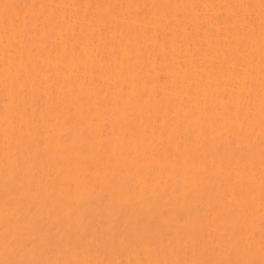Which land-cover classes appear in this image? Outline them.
I'll use <instances>...</instances> for the list:
<instances>
[{
    "label": "rangeland",
    "instance_id": "374dc122",
    "mask_svg": "<svg viewBox=\"0 0 264 264\" xmlns=\"http://www.w3.org/2000/svg\"><path fill=\"white\" fill-rule=\"evenodd\" d=\"M235 1L238 0L232 2L231 0H0V56L3 54V57L5 56L7 59L5 61V58H0V62L3 59V63H7V61H12L14 57L17 63L22 64H18L17 67L15 62L13 66H16V69H24V67L27 70L30 69V76L28 71L23 74L22 69L19 70L20 72L15 69L20 74L21 81L24 80L21 83L24 84L25 80L30 81L26 82L27 85L33 83L31 87L30 84L25 87L24 85H10L9 82V86L17 87V94L18 92L21 93L15 95V91L11 92L14 88H10L8 85L7 87L3 86V80L6 79L7 81L6 70H4L7 64L5 63L4 66L3 63H0L4 66L2 67L3 70L0 68V76L3 78V80L0 78V113L7 116V112L9 115L14 112L12 115H19L22 123L26 116V119L31 118L30 120H32L34 118V121L35 117L32 114L34 115L36 110L39 112L40 109V112L37 113L40 120L35 115L37 116L36 123L37 120L40 121L38 123H41V121L51 119L55 123L50 121L49 123L53 125L50 126L57 129L55 135V129H48L50 127L48 121L47 124L44 122L45 126H41L43 123L41 125L37 123V125L34 123L35 121L29 126L28 123L32 121L27 119L23 123L24 126L20 124L24 129L21 127L23 129L21 130L22 134L20 132L21 135L18 134L17 137L26 136L27 139H24L23 136L19 141L23 143L26 140L28 143L25 141L26 143L24 142V146H22L23 144L20 143V145L17 142L16 151L12 150L15 153L14 158L10 160L4 157L5 155L0 151V180L2 181L4 178L0 182L1 185L11 183L9 186L14 187L17 191H21L29 184L32 186H28L30 188L27 191V187L24 189V193H30L28 200L22 198L23 201L21 202V197L27 195L23 194L24 190H22L20 192V194L22 193L21 197L18 198L19 203L16 199L20 194L16 193L17 195L14 196L16 199L13 198L14 202H17L15 205L12 206L9 203L5 207L0 206L2 214L3 210L6 211L2 217L3 222H1L4 223V226L0 227V231L11 230L8 233L5 230L3 237L0 234V246H2L0 264H264V30H262V27L264 28V0H256L258 3L262 2L259 3L261 6L255 2L256 5L254 0H242V3L241 0L237 3ZM249 1L250 3H248ZM243 2H246V5L244 3L245 7ZM246 12L252 15L249 16ZM202 14L203 16L206 15L204 18L206 17V20L210 22L198 16H202ZM200 18L207 23H204ZM194 20L198 23L203 21L201 22L202 26L200 23H194ZM252 22L258 24L254 25ZM228 30L233 32L235 30V32L229 34L231 31ZM208 31L212 36L209 35ZM220 32L222 34L224 32L226 35H222ZM194 36L195 39H193ZM230 42L234 43L233 47V43ZM203 43H206L205 46L207 47ZM260 43H263V46L260 47L262 45ZM59 44L60 47H58ZM240 44L244 47H241ZM170 47H173L171 52ZM176 47H179L180 50ZM255 47L260 48H258V52H255L257 49ZM198 50L200 55L196 54L197 56H195ZM61 55L64 56L61 57L62 60H65L66 55L67 61H72L68 63L63 60L64 62H62L60 60ZM256 55L257 57L260 56L256 59ZM225 58L230 63L227 64ZM74 60L79 65L74 64ZM252 60H254V64ZM192 62L196 64L194 65ZM67 63L70 65L68 69ZM56 66L64 69L57 67L60 71L62 70L59 72L56 70ZM50 67L55 69L51 70ZM239 67L241 68L239 69ZM235 68L239 70L237 71ZM68 70L70 71L67 75ZM188 70L191 71L187 72ZM240 70L246 73L249 71V74L247 75ZM72 71L73 73H70ZM250 71H255L256 75ZM59 73L63 75L61 76ZM250 74L251 76H249ZM3 75L6 77L4 78ZM261 76L263 77L261 78ZM24 77L27 79H23ZM70 77L73 78L72 82ZM32 78H38L36 81L39 86ZM77 79L80 81L77 82ZM231 79L234 82H231ZM51 80L52 82L55 81L57 87L52 88L56 85L50 84ZM69 83L70 85H66ZM73 83L76 84L75 86L78 85L76 90L85 86L82 89L84 92L81 91V94V92L73 90L76 88ZM206 83H209V86ZM220 83L224 87L218 86ZM204 84L209 89H206L208 87ZM230 84L233 89L229 87ZM233 84L238 87V91L235 90ZM255 84L260 87H256ZM46 85L48 88L45 87ZM48 85L50 89L52 88L50 91L53 90V94L47 91ZM169 85L172 86V92L167 88V86L170 88ZM242 85L248 87H245L243 92L239 90L240 87H244ZM40 86L44 88L41 89ZM70 86L75 91V97L70 95L71 93L74 95L73 91H69V96L64 95ZM212 86L214 87L212 88ZM22 87L29 90L21 89ZM61 87L63 90L66 87L68 89L64 92L63 90L57 91ZM36 88L38 91L40 89L45 91L47 88L48 93L39 91L44 98L40 97L41 94L36 93ZM31 89L35 91H31ZM55 89L56 91H54ZM224 89L225 92H223ZM249 89L250 91L254 89L253 92L257 96L251 93L252 91L249 92ZM174 91L179 95L173 94ZM219 91L223 98L220 97L221 99L216 100L215 95L218 94V98ZM33 92L34 94H32ZM8 93L13 94L11 99ZM170 93L174 96H171ZM214 93L216 94L212 95ZM226 93L228 94L226 95ZM53 95L56 97L62 95L61 99L63 98V100L53 97ZM259 95L260 98H258ZM63 96H66L67 100ZM45 97H48V100H50L49 97L53 98L51 100L54 102L48 101V105L45 103L47 101L44 102ZM248 97L249 100L246 99ZM35 99L38 102H32ZM256 99H259V102H256ZM39 100H42L44 104ZM220 100L223 101L220 102ZM16 101L18 102L16 104L19 105H10L15 104ZM59 101L67 109L63 105L60 106ZM242 101V105L239 104ZM253 102L257 103V107L254 106L256 104ZM32 103H38L39 107L32 109ZM145 103L153 105L150 106ZM245 103L249 111L245 110L247 107L244 109L241 107L243 104L246 106ZM52 104L54 105L52 106ZM140 104L143 108L141 107L139 110ZM235 104L239 106L235 107ZM45 105L52 109L49 108L44 111ZM14 106L16 107L12 111ZM147 106L149 107L147 108ZM54 107L57 108L56 112H62L64 117L57 114L55 110L51 112L55 109ZM251 107H255V110ZM212 108L216 113L212 111ZM259 108L263 112L255 113L256 110L260 112L258 111ZM145 109L147 110L145 111ZM148 109L150 110L148 111ZM65 110L67 111L65 112ZM230 110L235 111L231 112ZM18 111L19 113H17ZM25 111L26 113H23ZM41 111L48 113L42 117L44 112L41 113ZM28 112L31 117L27 115ZM20 113L23 114L20 115ZM53 113H56L57 116L54 117ZM22 116L25 117L22 118ZM153 116L155 119L152 118ZM60 118L61 123H57ZM150 118L151 120L154 119V122L156 120L155 126L154 122L148 120ZM146 120L147 122H145ZM55 124H60V127L57 126L59 127L57 128ZM144 125L147 128H151V126L155 128L151 129V132L150 129L147 130L146 128L145 133L143 129L144 132L141 130V127L145 128ZM28 127L31 130L34 127L35 130L29 131ZM27 130L31 135L36 133V136L30 137ZM127 130L131 131L128 133ZM139 131L140 133H138ZM147 131L149 132L147 133ZM130 134L132 136L141 134L140 137L137 136L139 139L148 134V138L145 137L146 141L143 139L144 141L139 142L137 137H135L136 139L132 137L135 141L131 142L133 139L129 136ZM128 141L131 142L130 148L133 146L137 148L133 147L134 157H140L144 165L140 164L142 166L138 167L141 160L133 157L132 148L131 154L128 151L129 154H121L123 150L120 151V149L125 146L128 147ZM33 143H36L35 147ZM140 145L144 147L143 149L141 146L144 152L146 150L147 155L143 153ZM36 147L37 151L40 150V152L36 151ZM125 151L126 148L123 152ZM142 153L145 156L142 157ZM38 155L40 156L38 157ZM124 155L127 157L130 155L128 158H133L134 160L131 159V161L135 162V166L136 163L138 165L135 168H139V170L132 169L134 171H131V177L126 173L130 172L128 169H131L133 164H129L130 159L125 158ZM117 156H120V160L121 157H124L127 159L125 161L129 162L126 163L128 169L125 168L127 172L122 170L126 165L121 164L125 163L124 160L120 162L121 167L117 166L120 161H118ZM51 157H53L52 161ZM115 157L118 162H116ZM147 157H149L148 160ZM18 159L20 163L17 161ZM37 161L39 163H36ZM115 162L117 168L114 165ZM155 164L159 165L160 168H158L159 166L156 167ZM112 165L113 167H111ZM129 165H131L130 168ZM146 165L150 170L148 169L149 171L145 173L141 167L146 168ZM12 166L13 169H15L14 167L17 169L13 170ZM74 166L76 167L74 168ZM72 167L77 170L78 176L80 169L84 171L85 174H82L83 171L81 172V179L80 177L78 179L76 174L73 175V171L77 172L76 170L72 171ZM64 168H66V172L62 174ZM18 169H21L19 170L20 173H18ZM11 171L16 178L11 175L13 174ZM103 172L106 173L105 176ZM43 173L46 176V173L50 174V176L48 175L49 181ZM60 173L61 178L63 176L61 181L62 183L64 181V186L68 190L75 188L72 190L76 193L74 195H77L72 198V194H70L71 196L68 194L67 197L72 199L66 198L67 202L70 200L69 203L65 202L67 205L64 203L65 200H59L63 198L57 196L60 193L56 192V188H49L51 180ZM86 173L92 177L89 176L87 179ZM135 173L138 175V179ZM27 176L33 183L29 182ZM39 176L41 180L44 176V181L45 179L46 182L48 181V187L43 184L45 182L42 183L45 189L42 188L41 184L39 185V182L42 181L36 182L40 180ZM74 176L78 180H82V177L85 179L83 178L82 182H76ZM13 177L17 182L12 181ZM61 178L57 179L60 180ZM132 179L136 180L133 181ZM54 180L56 179L54 178ZM68 181L74 185L71 187L69 183L67 186ZM75 183H78V187ZM81 183L84 186L86 183L89 185L91 183V185L84 187ZM23 184L25 187H22ZM15 185H18V188L20 185L22 189L21 187L20 189L16 188ZM80 185L83 186L80 188L84 190L76 189ZM76 190L81 191L77 194ZM71 191L70 193H72ZM33 193H36L35 196ZM31 196L36 198L33 197L34 199H32ZM102 197L103 199H101ZM152 197L153 199H151ZM49 198L51 199L48 200ZM73 203L74 206H71ZM66 207L68 208L66 209ZM187 207L188 209H186ZM17 209L19 210L17 211ZM10 212L17 216L14 214L10 216ZM8 218L11 221L7 220ZM13 220L16 222L13 223ZM11 222L17 226H13ZM9 224L16 228V233L14 228L10 229ZM9 233H11L12 238L5 239L7 235L10 236ZM27 241L30 242L27 243ZM5 250L6 252H4ZM10 255L13 257L11 258Z\"/></svg>",
    "mask_w": 264,
    "mask_h": 264
},
{
    "label": "bare ground",
    "instance_id": "6f19581e",
    "mask_svg": "<svg viewBox=\"0 0 264 264\" xmlns=\"http://www.w3.org/2000/svg\"><path fill=\"white\" fill-rule=\"evenodd\" d=\"M199 1H200V0H199ZM202 1H204V0H202ZM217 1H218V0H217ZM232 1H234V0H231V2H232ZM238 1H239V0H238ZM238 1H237V2H238ZM259 1H260V0H259ZM261 1H263V0H261ZM222 2H224V1H222ZM225 2H226V1H225ZM227 2H228V1H227ZM235 2H236V1H235ZM237 2H236V3H237ZM255 2H257V1L254 0V3H255ZM233 3H234V2H233ZM241 3H242V0H241ZM244 3H245V5H246V2H243V5H244ZM248 3H250V1H249ZM252 3H253V2H252ZM252 3H251V5H252ZM259 3H260V2H259ZM259 3L257 2L258 5H260L262 2H261L260 4H259ZM263 3H264V2H263ZM201 4H202V2H201ZM229 4H230V3H229ZM255 4H256V3H255ZM257 4H256V5H257ZM44 5H45V4H44ZM44 5H43V7H44ZM219 5H220V4H219ZM245 5H244V7H245ZM263 5H264V4H263ZM199 6L201 7V5H199ZM227 6H228V5H227ZM240 6H242V5L240 4ZM240 6H239V7H240ZM247 6H249V5H247ZM260 6H261V5H260ZM224 7H225V6H224ZM233 7H234V6H233ZM237 7H238V6H237ZM239 7H238V8H239ZM257 7H258V6H257ZM262 7H263V6H262ZM193 8H194V7H193ZM205 8H206V7H205ZM235 8H236V5H235ZM252 8H253V7H252ZM260 8H261V7H260ZM21 9H22V8H21ZM225 9H226V8H225ZM41 10H42V9H41ZM205 10H206V9H205ZM207 10H208V9H207ZM236 10H238V9H236ZM247 10H248V9H247ZM255 10H257V9H255ZM194 11H195V9H194ZM201 11H202V10H201ZM240 11H241V10H240ZM251 11H252V10H251ZM236 12L238 13V11H236ZM236 12H235V13H236ZM249 12H250V11H249ZM249 12H246V13H247L249 16L252 15V14H249ZM259 12H260V11H259ZM199 13H200V12H199ZM242 13H243V11H242ZM246 13H245V14H246ZM262 13H263V12H262ZM91 14H92V13H91ZM31 15H32V14H31ZM88 15H89V14H88ZM192 15H193V14H192ZM229 15H230V14H229ZM242 15H243V14H242ZM258 15H259V13H258ZM194 16H195V14H194ZM196 16H197V15H196ZM198 16L204 18V16H206V15L203 16V14H202V16H200V15H198ZM198 16H197V18H198ZM197 18H195V19H197ZM256 18H257V17H256ZM260 18H261V14H260ZM200 19H201V18H200ZM204 19L206 20V17H205ZM239 19L241 20L240 16H239ZM248 19H249V18L247 17V20H248ZM201 20H203V19H201ZM226 20H227V19H226ZM229 20H230V19H229ZM247 20H246V21H247ZM261 20H262V19H261ZM261 20H260V21H261ZM194 21H195L194 23H196V24H199V23H200L201 26H202V23H201V22H203L204 20L201 21V22L199 21V23L196 22V20H194ZM206 21H209V20H206ZM206 21H204V23H205ZM241 21H242V20H241ZM255 21H256V20H255ZM263 21H264V20H263ZM209 22H210V21H209ZM238 22H239V21H238ZM206 23H207V22H206ZM212 23H213V22H212ZM220 23L223 24L222 22H220ZM239 23H240V22H239ZM252 23H253L254 25H257V24H258V23L255 24L254 22H252ZM252 23H251V24H252ZM214 24H215V23H214ZM224 24H225V23H224ZM259 24H260V23H259ZM191 25H192V24H191ZM203 25H204V24H203ZM210 25H212V24H210ZM231 25H232V23H231ZM260 25H261V24H260ZM205 26H206V25H205ZM205 26H204V27H205ZM212 27H213V26H212ZM255 27H256V26H255ZM261 27H262V26H261ZM261 27H260V30H261ZM188 28H189V27H188ZM201 28H202V27H201ZM250 28H251V27H250ZM204 29L206 30V28H204ZM204 29H203V30H204ZM213 29H214V28H213ZM216 29H217V28H216ZM216 29H215V31H216ZM218 29H219V28H218ZM248 29H249V28H248ZM12 30H13V28H12ZM220 30H221V29H220ZM220 30H219V31H220ZM232 30H233V29H232ZM245 30H247V29H245ZM262 30H264L263 27H262ZM262 30H261V31H262ZM206 31H207V30H206ZM228 31H231V30H228ZM232 32H233V31H231V33H229V32H228V33H229V34H234L235 30H234L233 33H232ZM186 33H187V32H186ZM195 33H196V32H195ZM198 33H200V32H198ZM208 33H209V31H208ZM220 33L222 34V32H220ZM226 33H227V32H226ZM245 33H247V31H245ZM263 33H264V31H263ZM201 34H202V33H201ZM201 34H200V35H201ZM203 34H204V33H203ZM203 34H202V35H203ZM223 34H224V32H223ZM223 34H222V35H223ZM229 34H228V35H229ZM236 34H237V33H236ZM188 35H189V34H188ZM209 35L212 36L211 33H209ZM209 35H208V36H209ZM224 35H226V34H224ZM239 35H240V34H239ZM15 36H16V35H15ZM138 36H139V35H138ZM195 36H196V34H195ZM195 36H194L193 39L196 38ZM213 36H214V35H213ZM219 36H220V35H219ZM231 36H232V35H231ZM231 36H230V37H231ZM236 36H238V35H236ZM241 36H242V35H241ZM262 36H263V35H262ZM192 37H193V36H192ZM204 37H205V36H204ZM221 37H222V36H221ZM232 37L235 38L234 36H232ZM197 38H199V37H197ZM202 38H203V37H202ZM211 38H212V37H211ZM225 38H226V37H225ZM240 38H241V37H240ZM252 38H254V37L252 36ZM256 38H257V36H256ZM263 38H264V36H263ZM203 39H204V38H203ZM206 39H207V38H206ZM213 39H215V38H213ZM213 39H212V41H213ZM242 39H243V38H242ZM188 40H189V39H188ZM198 40H199V39H198ZM200 40H202V39H200ZM204 40H205V39H204ZM209 40H210V39H209ZM223 40H224V39H223ZM228 40H229V39H228ZM237 40H238V39H237ZM245 40H246V39H245ZM261 40H262V39H261ZM196 41H197V39H196ZM225 41H226V40H225ZM225 41H224V43H225ZM229 41H230V40H229ZM243 41H244V40H243ZM39 42H40V41H39ZM191 42H193V41H191ZM197 42H199V41H197ZM205 42H206V41H205ZM208 42H209V41H208ZM210 42H211V41H210ZM213 42H214V44H215V41H213ZM226 42H227V41H226ZM194 43H196V42L194 41ZM199 43H200V42H199ZM222 43H223V42H222ZM230 43L232 44L233 42H230ZM237 43H240V42H237ZM244 43H245V42H244ZM250 43H251V42H250ZM250 43H249V44H250ZM60 44H61V43H60ZM60 44H59L58 47H60ZM175 44H176V42H175ZM175 44H174V45H175ZM177 44H178V43H177ZM187 44H188V43H187ZM201 44H202V42H201ZM205 44H206V43H205ZM205 44L203 43L204 46H205ZM209 44H210V43H209ZM247 44H248V43H247ZM260 44H262V45H260V47L263 46V43H260ZM61 45H62V44H61ZM169 45H170V44H169ZM172 45H173V42H172ZM194 45H195V44H194ZM194 45H193V46H194ZM233 45H234V43L232 44V47H233ZM235 45H236V43H235ZM252 45H254V44H252ZM256 45H257V44H256ZM39 46H40V45H39ZM63 46H64V45H63ZM170 46H171V45H170ZM178 46H179V44H178ZM185 46H186V44H185ZM197 46H198V44H197ZM209 46H210V45H209ZM240 46H241V44H240ZM254 46H255V45H254ZM183 47H184V46H183ZM199 47H200V44H199ZM199 47H198V48H199ZM205 47H207V46H205ZM214 47H215V46H214ZM236 47H237V46H236ZM241 47H244V46L242 45ZM251 47H252V46H251ZM39 48H40V47H39ZM140 48H141V47H140ZM170 48H171V50H170V52H171L172 49H173V47H170ZM176 48H179V47H176ZM188 48H189V47H188ZM191 48H193V47H191ZM196 48H197V47H196ZM245 48L247 49L248 47H245ZM252 48H254V47H252ZM255 48H257L255 52H258V48H259V47H255ZM61 49H62V48H60V50H61ZM228 49H229V48H228ZM239 49H240V48H239ZM248 49H251V48L249 47ZM259 49H260V48H259ZM62 50H63V49H62ZM179 50H180V48H179ZM194 50H195V48H194ZM203 50H204V49H203ZM217 50H218V49H217ZM261 50H262V49H261ZM42 51H43V50H42ZM195 51H196V50H195ZM237 51H238V50H237ZM239 51H241V50H239ZM62 52H63V51H62ZM62 52H61V53H62ZM174 52H175V51H174ZM193 52H194V51H193ZM246 52H247V51H246ZM246 52H245V54H247ZM250 52H252V51H250ZM253 52H254V51H253ZM255 52H254V53H255ZM5 53H6V52H5ZM177 53H178V52H177ZM199 53H200V52H199V50H198V53H195V56H197ZM225 53H226V52H225ZM241 53H242V52H241ZM260 53H261V52H260ZM175 54H176V53H175ZM196 54H197V55H196ZM211 54H212V52H211ZM211 54H210V55H211ZM229 54H230V53H229ZM233 54H234V53H233ZM243 54H244V53H243ZM173 55H174V53H173ZM199 55H200V54H199ZM210 55H208V56H210ZM230 55H231V54H230ZM240 55H241V54H240ZM1 56H2V57H1ZM1 56H0V58H5V56L3 57V54H2ZM6 56H7V55H6ZM10 56L12 57V55H10ZM205 56H206V55H205ZM236 56H237V55H236ZM259 56H260V55H259ZM259 56H258V57H259ZM11 57H10V58H11ZM37 57H38V55H37ZM61 57H64V56H62V55L60 56V60H61L62 62H64L65 60H66V61L68 60V59L66 58V55H65V60L63 59L64 61L62 60ZM180 57H181V56H180ZM198 57H199V56H198ZM211 57H212V56H211ZM211 57H210V58H211ZM221 57L223 58V56H221ZM247 57H248V56H247ZM258 57H257V55H256V59H257ZM8 58H9V55H8ZM182 58H183V57H182ZM234 58H235V57H234ZM11 59H12V58H11ZM11 59H10V60H11ZM16 59H17V58H16ZM69 59H70V58H69ZM201 59H202V58H201ZM226 59H227V58H225V60H226ZM235 59H236V58H235ZM239 59H240V58H239ZM256 59H255V61H257ZM1 60H2V61H1L0 63H3V59H1ZM4 60L6 61L7 59L5 58ZM13 60H14V62H13ZM17 60H18V59H17ZM222 60H223V59H222ZM258 60H259V59H258ZM260 60H261V59H260ZM260 60H259V61H260ZM52 61H54V60H52ZM52 61H51V62H52ZM71 61H72V60H70L69 62L67 61V62L70 63ZM76 61H77V59H76ZM202 61H203V59L201 60V62H202ZM230 61H231V60H230ZM240 61H241V59H240ZM253 61H254V60H252V62H253ZM259 61H258V62H259ZM263 61H264V60H263ZM15 62H16V60H15L14 57H13L12 61H7V63L5 62L7 65H6L5 63H3L4 66L6 65L5 67L2 66V64H0V65H1V67H0L1 69H2V67L6 68V69H4V70H6L5 72H6L7 77L4 76V75H3V76H4V78L6 77V78H7V81H8V83H7L6 79L3 80V78L0 76L1 80L4 81V82H3V83H4L3 86H4V87H7V85L9 86V82H10V85H12V84H14L15 86H17V85H24L25 87H27V86L30 84L29 86L31 87V86L33 85V83H32V84L29 83V84L27 85L26 82H30V81H28V80H27V81L25 80V83H24V84L21 83V82H24V80L21 81V76H20V74H18V72H20L19 70H21L22 68H21V69H18V68L16 69V66H17L18 64H19V65H22V64L17 63V62L15 63ZM46 62H47V61H46ZM51 62H50V63H51ZM54 62H55V61H54ZM59 62H60V61H59ZM193 62H194V61H193ZM193 62H192V63H193ZM228 62H229V61H228V59H227L226 63L228 64ZM238 62H239V61H238ZM250 62H251V61H250ZM250 62H249V64L252 63V62H251V63H250ZM14 63L16 64L15 67L13 66ZM52 63H53V62H52ZM55 63H56V62H55ZM55 63H54V64H55ZM65 63H66V62H65ZM68 63H67V64H68ZM73 63H74V64H78V63H75V60L73 61ZM182 63H183V62H182ZM184 63H185V62H184ZM187 63H188V62H187ZM190 63H191V62H190ZM196 63H197V61H196ZM196 63H195V64H196ZM199 63H200V60H199ZM202 63H203V62H202ZM223 63H224V62H223ZM229 63H230V62H229ZM239 63H240V62H239ZM246 63H247V62H246ZM23 64H24V63H23ZM47 64H49V63H47ZM67 64H66V65H67ZM193 64H194V63H193ZM195 64H194V65H195ZM216 64H217V63H216ZM218 64H219V63H218ZM224 64H225V63H224ZM240 64H241V63H240ZM240 64H238V65H240ZM253 64H254V62H253ZM255 64H257V63L255 62ZM63 65H65V64H63ZM71 65H72V63H71ZM78 65H79V64H78ZM189 65H191V64H189ZM214 65H215V64H214ZM23 66H24V65H23ZM26 66H27V65H26ZM50 66H51V64H50ZM61 66H62V65H61ZM68 66H69V67H68ZM68 66H67V69L70 68V65H69V64H68ZM75 66H76V65H75ZM185 66H186V64H185ZM196 66H198V65H196ZM223 66H224V65H223ZM225 66H226V65H225ZM251 66H252V64H251ZM254 66H255V65H254ZM257 66H258V64H257ZM17 67H18V66H17ZM21 67H22V66H21ZM57 67H59V66H56V68H57ZM77 67H78V66H77ZM183 67H184V65H183ZM212 67H213V66H212ZM247 67H248V66H247ZM249 67H250V66H249ZM260 67H261V66H260ZM260 67H259V68H260ZM27 68H28V66H27ZM50 68H52L51 70L55 69L54 67H50ZM59 68H60V67H59ZM59 68L56 69V70H59V72L62 71V70L60 71V69H64L63 67L60 68V69H59ZM97 68H98V67H97ZM124 68H125V67H124ZM180 68H181V67H180ZM184 68H185V67H184ZM197 68H199V67H197ZM219 68H220V66H219ZM240 68H241V67H239V69H240ZM252 68H253V66H252ZM1 69H0V70H1ZM15 69L18 70V72H17ZM147 69H148V68H147ZM162 69H163V68H162ZM185 69H186V68H185ZM191 69H192V68H191ZM215 69H216V68H215ZM229 69H230V68H229ZM239 69H238V70H239ZM244 69H245V68H244ZM244 69H243V70H244ZM2 70H3V69H2ZM22 70L24 71L23 74H25V72L28 71L29 76H30V71H29L30 69H29V68H28V70H27V69L24 67V69H22ZM25 70H26V71H25ZM65 70H66V69H65ZM79 70H80V68H79ZM199 70H200V68H199ZM222 70H223V69H222ZM231 70H232V69H231ZM235 70H237V68H235ZM238 70H237V71H238ZM250 70H251V69H250ZM252 70H253V69H252ZM256 70H257V69H256ZM256 70H255V71H256ZM259 70H260V69H259ZM66 71H67V70H66ZM66 71H65V72H66ZM69 71H70V70H68V72H66L67 75H68ZM73 71H74V70H73ZM73 71L70 72V73H73ZM76 71H77V70H76ZM76 71H75V72H76ZM80 71H81V70H80ZM189 71H191V70H188L187 72H189ZM195 71H196V70H195ZM208 71H210V70H208ZM233 71H234V70H233ZM240 71H242V70H240ZM244 71H246V70H244ZM244 71H242V72H244ZM255 71H254V72L250 71V72L255 73V75H256V72H255ZM257 71H258V70H257ZM2 72L4 73V71H2ZM54 72H55V71H54ZM81 72H82V71H81ZM247 72H248V73H246V72H244V73H246V74L248 75V74H249V71H247ZM62 73H63V72H62ZM76 73H78V72H76ZM159 73H160V72H159ZM193 73H194V71H193ZM214 73H215V72H214ZM224 73H225V72H224ZM237 73H238V72H237ZM263 73H264V71H263ZM21 74H22V72H21ZM23 74H22V75H23ZM32 74H33V72H32ZM32 74H31V76H32ZM59 74H60V73H59ZM64 74H65V73H64ZM81 74H83V72H82ZM183 74H184V73H183ZM186 74H187V73H186ZM215 74H216V73H215ZM241 74H242V73H241ZM33 75H34V74H33ZM55 75H56V74H55ZM60 75H61V74H60ZM62 75H63V74H62ZM62 75H61V76H62ZM72 75L74 76V74H72ZM78 75H79V74H78ZM84 75H85V73H84ZM187 75H188V74H187ZM187 75H186V76H187ZM191 75H192V74H191ZM195 75H196V74H195ZM207 75H208V74H207ZM222 75H223V73H222ZM228 75H229V74H228ZM234 75H235V74H234ZM252 75H253V74H252ZM261 75H262V74H261ZM24 76H25V75H24ZM186 76H185V78H186ZM188 76H189V75H188ZM198 76H199V75H198ZM202 76H204V75H202ZM224 76H225V74H224ZM236 76H237V74H236ZM242 76H243V75H242ZM249 76H251V74H250ZM32 77H34V76H32ZM37 77H38V76H37ZM52 77H53V76H52ZM66 77H67V76H66ZM75 77L78 78V79H80V78L77 77V76H75ZM205 77H206V75H205ZM211 77H212V76H211ZM222 77H223V76H222ZM229 77H230V76H229ZM229 77H228V78H229ZM238 77H239V76H238ZM240 77H241V76H240ZM252 77H254V76H252ZM262 77H263V76H261V78H262ZM25 78L27 79V77H24L23 79H25ZM57 78H59V77H57ZM70 78H71V82H72V79H73V78H72V77H70ZM70 78H69V79H70ZM85 78H86V77H85ZM206 78H207V77H206ZM206 78H205V79H206ZM246 78H247V77H246ZM259 78H260V77H259ZM261 78H260V79H261ZM32 79H35V78H32ZM36 79H38V78H36ZM36 79H35V81H36ZM78 79H77V82L80 81V80H78ZM201 79H202V78H201ZM203 79H204V78H203ZM205 79H204V80H205ZM207 79H208V78H207ZM237 79H238V78H237ZM250 79L253 81L252 78H250ZM256 79H258V78H256ZM54 80H55V79H54ZM59 80H60V78H59ZM67 80H68V79H67ZM122 80H123V79H122ZM210 80H211V79H210ZM231 80H232V79H231ZM231 80H230V81H231ZM243 80H244V77H243ZM246 80H247V79H246ZM248 80H249V79H248ZM251 80H250V81H251ZM5 81H6V82H5ZM35 81H33V82H35ZM45 81H46V80H45ZM65 81H66V80H65ZM200 81H201V80H200ZM200 81H198V82H200ZM221 81H222V80H221ZM252 81H251V82H252ZM255 81H256V80H255ZM255 81H254V82H255ZM263 81H264V79H263ZM31 82H32V81H31ZM48 82H49V81H48ZM59 82H60V81H59ZM84 82H85V81H84ZM168 82H169V81H168ZM207 82H208V81H207ZM211 82H213V81H211ZM216 82H217V81H216ZM226 82H227V81H226ZM231 82H234V80H232ZM231 82H230V83H231ZM235 82H236V78H235ZM244 82H245V81H244ZM3 83L1 82V84H3ZM6 83H7V84H6ZM49 83H50V84H51V83H54L53 85H56V84H55V81L52 82V80H51V82H49ZM61 83H62V81H61ZM86 83H87V82H86ZM86 83H85V85H86ZM170 83H172V82H170ZM170 83H169V84H170ZM196 83H197V82H196ZM201 83H202V82H201ZM214 83H215V82H214ZM236 83H237V82H236ZM236 83H235V84H236ZM245 83H246V82H245ZM245 83H244V84H245ZM5 84H6V86H5ZM34 84H35V83H34ZM36 84L38 85L37 81H36ZM36 84H35V85H36ZM73 84H74V86L76 85L75 83H73ZM80 84H81V83H80ZM206 84H207V83H206ZM208 84H209V83H208ZM208 84H207V85H208ZM211 84H212V83H211ZM227 84H228V83H227ZM231 84H232V83H231ZM231 84H230V86H229L230 88H232V87H231ZM242 84H243V82H242ZM37 85H36V86H37ZM66 85H70V83H69V84H66ZM81 85H82V84H81ZM184 85H185V84H184ZM201 85H202V84H201ZM204 85H205V84H204ZM207 85H205V86H207ZM212 85H213V84H212ZM214 85H215V84H214ZM220 85H222V86L224 87L223 84H221V83L218 84V86H220ZM233 85H234V84H233ZM237 85H238V84H237ZM239 85H240V84H239ZM246 85H249V84H246ZM252 85H253V84H252ZM260 85H261V84H260ZM263 85H264V84H263ZM38 86H39V85H38ZM38 86H37V87H38ZM48 86H49V85H48ZM51 86H52V85H51ZM64 86H65V85H64ZM77 86H78V85H77ZM77 86H75L76 88L74 87L75 89H73V90H76V89H77ZM83 86H84V85H83ZM169 86H170V85H169ZM175 86H176V85H175ZM208 86H209V85H208ZM208 86H207V87H208ZM225 86H226V85H225ZM234 86H235V90L238 91V87H236V85H234ZM242 86H244V85H242ZM255 86H256V84H255ZM257 86H258V85H257ZM257 86H256V87H257ZM9 87H10V88H14V86H13V87H12V86H9ZM9 87H8V88H9ZM33 87H34V86H33ZM45 87H47V85H46ZM55 87H57V85L54 86V87H52V88H55ZM67 87H68V86H67ZM67 87H66L64 90H63V88L61 87V88L57 89V91H60V92H61V91L63 90V92H64V91H66V90L68 89ZM81 87H82V86H81ZM84 87H85V86H84ZM84 87H83V88H84ZM171 87H172V86H170V88H171ZM213 87H214V86H212V88H213ZM229 87H227V88H229ZM245 87H247V86L240 87V88H243V89H240V88H239V90H241V91H242V90H245ZM250 87H251V86H250ZM252 87H254V85H253ZM252 87H251V88H252ZM258 87H260V86H258ZM8 88H7V89H8ZM40 88H41V86H40ZM43 88H44V87H43ZM43 88H41V89H43ZM47 88H48V87H47ZM47 88H46V90H47ZM52 88H51V89H52ZM83 88H82V89H83ZM167 88H168V90H169L170 92H172V88H171V90H170V88H169L168 86H167ZM167 88H166V89H167ZM200 88H202V87H200ZM225 88H226V87H225ZM236 88H237V89H236ZM247 88H248V87H247ZM247 88H246V89H247ZM262 88H263V87H262ZM7 89H6V90H7ZM15 89H16V90H15ZM21 89H24V90H25V89H27V88L22 87ZM36 89H37V88H36ZM41 89H40L39 91H43V90H41ZM51 89H50V86H49V89H48L47 91H50ZM69 89H70V90H69ZM69 89H68V92L66 91L67 94L64 92V95H66V96L68 95V96H69V94H68L69 91H71V92L73 91L72 88H71V86H70ZM82 89H80V90H76V91H79V92L82 91V92H84ZM138 89H139V88H138ZM206 89H209V87L206 88ZM232 89H233V88H232ZM232 89H231V90H232ZM254 89H255V88H254ZM254 89L251 90L252 92H251L250 89H249V92L254 93V92H253ZM19 90H20V89H19ZM19 90H18V91H19ZM28 90H29V89H27V91H28ZM33 90H34V89H33ZM33 90L31 89V91H33ZM44 90H45V89H44ZM46 90H45V91H46ZM84 90H85V89H84ZM175 90H176V89H175ZM202 90H204V89H202ZM218 90H220V89H218ZM228 90H229V89H228ZM14 91H15V92H14ZM16 91H17V87L14 88L13 91L11 90V92H14V93H16ZM34 91H35V90H34ZM39 91H38V89H37V90H36V93L40 95L41 93H40ZM45 91H43V92L45 93ZM47 91H46V93H48ZM54 91H56V89H55ZM178 91H179V90H178ZM258 91H259V90H258ZM0 92H1V91H0ZM6 92H8V91H6ZM38 92H39V93H38ZM50 92H52V94L54 93L53 90L50 91ZM82 92H81V94H82ZM223 92H225V89H224ZM242 92H243V91H242ZM255 92H256V90H255ZM259 92H261V91H259ZM30 93H31V92H30ZM73 93H74V95H72V93H71L70 95L73 96V97H75V95H76V94H75V91H73ZM143 93H144V92H143ZM176 93H177V92H176ZM176 93H175V91H174L173 94H176ZM220 93H221V92L219 91V96H218V98H217V95H218V94L215 95L216 93H214V94H212V95H215V96H216V100H217V99L219 100V99H221L220 97H222V93H221V96H220ZM228 93H229V92H228ZM228 93H226V95H227ZM232 93H233V92H232ZM239 93H241V92L239 91ZM239 93H238V95H239ZM245 93H246V92H245ZM245 93H243V94H245ZM263 93H264V92H263ZM8 94H9V93H8ZM8 94H7V95H8ZM20 94H21V93L18 92V94L16 93L15 95H20ZM32 94H34V92H33ZM57 94H59V93H57ZM85 94H86V93H85ZM123 94H124V93H123ZM157 94H158V93H157ZM167 94H168V93H167ZM170 94H171V93H170ZM235 94H236V93H235ZM254 94H255V93H254ZM259 94H260V93H259ZM4 95H5V94H4ZM9 95H10V94H9ZM11 95H13V94H11ZM11 95L9 96L10 99L12 98ZM39 95H38V96H39ZM48 95H49V94H48ZM55 95H56V92H55ZM62 95H63V93H62ZM62 95H61V96H62ZM124 95H125V94H124ZM155 95H156V94H155ZM177 95H179V93H177ZM177 95H176V96H177ZM232 95H234V93H233ZM249 95H251V94L249 93ZM255 95H256V94H255ZM45 96H47V95H45ZM50 96H51V95H50ZM61 96H60V97H56V96L53 95V97H56V98H59V99H61ZM66 96H63V97L65 98ZM78 96H79V95H78ZM171 96H174V95L171 94ZM215 96H213V97H215ZM251 96H252V95H251ZM256 96H257V95H256ZM263 96H264V94H263ZM18 97H19V96H18ZM20 97H21V96H20ZM36 97H37V95H36ZM40 97H43V95L41 94ZM40 97H39V98H40ZM51 97H52V96H51ZM51 97H49L50 100L47 99L48 97H45L46 100H44V102L47 101V102H45V103L48 104V101H53V100H51V99H53V98H51ZM76 97H77V96H76ZM126 97H127V96H126ZM179 97H180V96H179ZM224 97H225V96H224ZM226 97H227V96H226ZM43 98H44V97H43ZM56 98H55V99H56ZM71 98H72V97H71ZM180 98H181V97H180ZM188 98H189V97H188ZM222 98H223V97H222ZM228 98H229V96H228ZM233 98H234V97H233ZM250 98H251V100H252V97H250ZM258 98H260V95H259ZM263 98H264V97H263ZM10 99H9V101H10ZM21 99H22V98H21ZM65 99H66V98H65ZM65 99H64V101H65ZM77 99H78V98H77ZM177 99H178V98H177ZM181 99H182V98H181ZM225 99H226V98H225ZM225 99H223V100H225ZM242 99H243V98H242ZM246 99L249 100V97L246 98ZM14 100H16V98H14ZM14 100H13V101H14ZM24 100H25V99H24ZM24 100H23V102H24ZM32 100H33V99H32ZM35 100H36V99H35ZM35 100L32 101V102H38L37 100H36V101H35ZM61 100H63V98H62ZM66 100H67V99H66ZM68 100H69V99H68ZM223 100H220V102L223 101ZM226 100H227V99H226ZM230 100H232V99H230ZM248 100H247V101H248ZM251 100H250V101H251ZM256 100H257V99H256ZM256 100H255V101H256ZM258 100H259V99H258ZM258 100H257L256 102H259ZM260 100H262V99H260ZM263 100H264V99H263ZM39 101H40V100H39ZM73 101H74V100H73ZM196 101H197V100H196ZM234 101H235V100H234ZM237 101H238V100H237ZM240 101H241V98H240ZM23 102H22V103H23ZM25 102H27V101H25ZM40 102H42V100H41ZM53 102H54V101H53ZM74 102H78V101H74ZM218 102H219V101H218ZM245 102H246V100H245ZM251 102H252V101H251ZM251 102H250V103H251ZM256 102H255V103L253 102V103L256 104V105H254V106L257 107V103H256ZM261 102H262V101H261ZM16 103H18V102L16 101L15 104L13 103V104H10V105H12V106H13V105H16V106L19 105V104H16ZM19 103H20V102H19ZM42 103H43V102H42ZM59 103H60V101H59ZM59 103H57V104H59ZM242 103H243V101H242L241 103H239V104L242 105ZM263 103H264V102H263ZM32 104H33V103H32ZM32 104H31V105H32ZM35 104H36V105H35ZM35 104L32 105V106H33L32 109L37 108L38 103H35ZM43 104H44V103H43ZM43 104H41V106H43ZM57 104H56V105H57ZM65 104H66V103H65ZM74 104H75V103H74ZM145 104H146V105H150V103H149V104L145 103ZM193 104H195V103H193ZM233 104H234V102H233ZM248 104H249V103H248ZM258 104H259V103H258ZM24 105H25V104H24ZM26 105H27V104H26ZM34 105H35V107H34ZM39 105H40V103H39ZM48 105H49V104H48ZM48 105H47V106H48ZM53 105H54V104H52V106H53ZM61 105H63V104L60 103V106H61ZM140 105H141L140 107L138 106V107H139V110H140V108L142 107V104H140ZM143 105H144V103H143ZM146 105H145V108H146ZM151 105H153V104H151ZM151 105H150V106H151ZM218 105H219V104H218ZM228 105H229V104H228ZM230 105H231V103H230ZM245 105H246V103H245ZM263 105H264V104H263ZM16 106L12 107V108H13L12 111L14 110V108H15ZM29 106H30V105H29ZM41 106H40V107H41ZM45 106H46V105H45ZM47 106H46V108H43L44 111H45V109H49V108H50V107H47ZM57 106H59V105H57ZM57 106H56V107H57ZM63 106H64V108H66L65 105H63ZM68 106H69V105H68ZM76 106H77V105H76ZM154 106H155V105H154ZM154 106H153V107H154ZM195 106H196V104H195ZM236 106H239V105H236V104H235V107H236ZM250 106H251V105H250ZM252 106H253V105H252ZM4 107H5V105H4ZM38 107H39V106H38ZM43 107H44V106H43ZM69 107H70V106H69ZM148 107H149V106H147V108H148ZM153 107H152V108H153ZM155 107H156V106H155ZM220 107H221V106H220ZM228 107H229V109H230V106H228ZM233 107H234V106H233ZM235 107H234V109H235ZM241 107H243V109H244V107H247V105L244 106V104H243V106H241ZM258 107H259V106H258ZM6 108H7V107H6ZM9 108H10V107H9ZM41 108H42V107H41ZM54 108H55V107H54ZM59 108H60V109H63V108H61V107H59ZM142 108H143V107H142ZM213 108H214V107H213ZM213 108H212V109H213ZM221 108H222V107H221ZM251 108H254V110H255V107H251ZM251 108H250V109H251ZM262 108H263V106H262ZM10 109H11V108H10ZM18 109H19V107H18ZM30 109H31V108H30ZM38 109H39V108H38ZM50 109H52V108H50ZM56 109H57V108L53 109L51 112H54V110H55V112H56V111H57ZM66 109H67V108H66ZM68 109H69V108H68ZM74 109H75V108H74ZM78 109H79V108H78ZM238 109H239V108H238ZM238 109H236V110H238ZM240 109H242V108H240ZM25 110H26V109H25ZM97 110H98V109H97ZM146 110H147V109H145V111H146ZM149 110H150V109H148V111H149ZM152 110H156V109H152ZM231 110H232V108H231ZM231 110H230V111H231ZM245 110H248V111H249V108L247 107V108H245ZM252 110H253V109H252ZM252 110H251V111H252ZM263 110H264V109H263ZM44 111H41V113L44 112ZM48 111H50V110H48ZM61 111H62V110H61ZM61 111H60V112H61ZM66 111H67V110H65V112H66ZM68 111H69V110H68ZM102 111H103V110H102ZM104 111H105V110H104ZM148 111H147V113H148ZM212 111H214V109H213ZM212 111H211V109H210V112H212ZM234 111H235V110H234ZM234 111H231V112H234ZM243 111H244V110H243ZM258 111H260V112H257V110H256L255 113H262V112H263L262 110H260V108H259ZM261 111H262V112H261ZM39 112H40V109H39ZM39 112H37V110H36V113L33 112L34 115L31 113L32 116L35 117V120H34L35 122L33 121V119H34L33 117H32L33 119L30 120V119H31V118H30L31 115H30V113L28 112L29 114H27V115L30 116V117H29L30 119H28V118H27V119H28V121L30 120V122L32 121L31 123H28V121H27V123L29 124V126H30V124H32L33 122L36 123V117L38 116L37 113H39ZM136 112H137V111H136ZM214 112H215V111H214ZM238 112H239V110H238ZM245 112H246V111H245ZM7 113H8V115H9V112H7ZM7 113H6V114H7ZM10 113H11V112H10ZM13 113H14V112H12V114H13ZM17 113H19V111H18ZM17 113H16V114H17ZM23 113H26V111L23 112ZM23 113H22V114H23ZM46 113H48V112L46 111ZM46 113L44 112V114L42 115V117H43L44 115H46ZM56 113H57V112H56ZM56 113H53V114L55 115L54 117L57 116ZM102 113H103V112H102ZM102 113H101V114H102ZM215 113H216V112H215ZM255 113H254V114H255ZM263 113H264V112H263ZM12 114H11V115H12ZM22 114L20 113V115H22ZM57 114H60V116H62V112H61V113H57ZM76 114H77V113H76ZM101 114H100V115H101ZM104 114H105V113H104ZM247 114H248V113H247ZM250 114H251V113H250ZM0 115H1V116H0V151L2 152V154L5 155L4 157H6V158H8V160H10V159H13V158H14V155H15V153H13L12 150H13V149L15 150V149L17 148V142L20 144V143H21L20 141H21V139H22L21 137L24 136V135H23V136H20V137H19L20 139L17 137L18 134H19V135L22 134L21 130L24 129L23 126H24L25 124H23V123H25V121L27 120V119H26L27 116H26V115H25L26 117H25V116H22V118L25 117V118H24L25 120H23L24 122L21 123V121H20V119H19V115H15V114H14V115H12V116H11V115H9V116L7 115V116H6L4 113H3V114L0 113ZM35 115H37V116H35ZM47 115H49V114H47ZM51 115H52V113H51ZM145 115H148V114L145 113ZM149 115H150V114H149ZM151 115H152V114H151ZM153 115L155 116L156 114H153ZM252 115H253V114H252ZM259 115H260V114H259ZM14 116H18V117H14ZM101 116H102V115H101ZM154 116H153L152 118H154ZM253 116H254V115H253ZM45 117H46V116H45ZM62 117H64V116H62ZM20 118H21V117H20ZM22 118H21V119H22ZM39 118H40V116H38V119H39ZM46 118H47V117H46ZM57 118H59V117H57ZM41 119L44 120V118H41ZM47 119H48V118H47ZM53 119H54V118H53ZM144 119H145V118H144ZM154 119H155V118H154ZM154 119L151 120V118H150V119H148V120H149V121L151 120L152 123H153V122H154ZM39 120H40V119H39ZM39 120H37V123H38ZM55 120H57V119H55ZM47 121H48V123H49L50 121H51V123L53 122V120H51V119H50V120L48 119ZM47 121L44 120V121H41V123H38V124L41 125V124L43 123V125H41V126H45V125L47 124V123H46ZM60 121H61V118H60L59 122H57V123H61ZM39 122H40V121H39ZM44 122H45L46 124H45ZM145 122H147V120H146ZM145 122H144V123H145ZM155 122H156V120H155ZM155 122H154V126H155ZM27 123H26V127H27ZM37 123H36V124H37ZM51 123H49L48 126H50ZM53 123H55V122H53ZM150 123H151V122H150ZM150 123H149V124H150ZM20 124H22L23 126H22V125L20 126ZM38 124H37V125H38ZM44 124H45V125H44ZM55 125H56V124H55ZM137 125H138V124H137ZM147 125H148V124H147ZM151 125L153 126V124H151ZM151 125H150V126H151ZM51 126H53V125H51ZM51 126H50L48 129L53 128V127H51ZM57 126L60 127V124H57L56 127H57ZM139 126H140V124H139ZM144 126H145V125H144ZM148 126H149V125H148ZM152 126H151V128H150V127L147 128V126H145V128H144V127H141V130L143 129V130L145 131V129L147 128V130L150 129L149 131L151 132V131L155 128V127H152ZM21 127H22L23 129H22ZM54 127H55V126H54ZM59 127H57V128H59ZM137 127H138V126H137ZM40 128H41V127H40ZM43 128H44V127H43ZM45 128H46V127H45ZM27 129H28L29 131L31 130V128H29V127H28ZM54 129H55V130H54ZM68 129H69V128H68ZM134 129H135V128H134ZM151 129H152V130H151ZM28 130H27V131H28ZM32 130H35L34 127L32 128ZM32 130H31V131H32ZM50 130H51V129H50ZM53 130H54V133H55V131H56L57 129H56V128H53ZM53 130H52V131H53ZM141 130H140V131H141ZM143 130H142V132H144ZM24 131H25V130H24ZM24 131H23V132H24ZM29 131H28V133H29ZM52 131H51V132H52ZM127 131H128V130H127ZM130 131H131V130H130ZM130 131H128V133H129ZM132 131H133V130H132ZM135 131H136V130H135ZM140 131H139L138 133H140ZM149 131H147V133H148ZM20 132H21V134H20ZM41 132H42V131H41ZM45 132H46V131H45ZM47 132H50V131L47 130ZM57 132L60 133V131H57ZM136 132H137V131H136ZM136 132H134V133H136ZM28 133H27V134H28ZM54 133H53V134H54ZM134 133H133V135H134ZM145 133H146V131H145ZM29 134H30V133H29ZM35 134H36V133H35ZM35 134L33 133L32 135H35ZM19 135H18V136H19ZM32 135L30 134V137H32ZM37 135H38V132H37ZM55 135H56V133H55ZM57 135H58V134H57ZM139 135H141V134H139ZM139 135L132 136V134H130L129 136H130L131 138H132V137L135 138V137H137V136H139ZM142 135H144V134L142 133ZM35 136H36V135H35ZM24 137H25L24 139H27L26 136H24ZM39 137H41V136H39ZM139 137H140V136H139ZM145 137L148 138V134H146L145 136H143L142 139L140 138L141 140H140L138 137H137V139H138V141L140 142V141H144L143 139H145ZM36 138H37V137H36ZM53 138H54V137H53ZM131 138H129V139L131 140ZM43 139H44V137L42 138V140H43ZM132 139H133V138H132ZM135 139H136V138H135ZM19 140H20V141H19ZM32 140H34V139H32ZM32 140H31V141H32ZM36 140H37V139H36ZM56 140H57V139H56ZM23 141H24V140H23ZM25 141H26V140H25ZM25 141H24V142H25ZM29 141H30V139H29ZM134 141H135V140L133 139L131 142H134ZM145 141H146V139H145ZM24 142L21 143V144H23L22 146H24ZM26 142H27V141H26ZM26 142H25V143H26ZM131 142H129V141L127 142V144L129 143V146H128V147H129V150H127L128 147H126V146L124 145V143H126V142L123 143V145H124L125 147L122 146L123 149H120V151H121V150L124 151L125 148H126V151H125V152L122 151L121 154H123V153H124V154H129V153H127V151L130 152V154H131V148H132V153H133V147L135 148V146H133V147L130 148V144H131ZM224 142H225V141H224ZM27 143H28V142H27ZM36 143H37V142H36ZM36 143H35V144L33 143V144H34V147H35ZM136 143H137V141H136ZM145 143H146V142H145ZM21 144H20V145H21ZM133 144H134V143H133ZM133 144H132V145H133ZM27 145H28V144H27ZM27 145H26V146H27ZM49 145H50V143H49ZM132 145H131V146H132ZM135 145L137 146L138 144H135ZM144 145H145V144L143 143V146H144ZM146 145H147V143H146ZM31 146H32V145H31ZM50 146H51V145H50ZM50 146H49V147H50ZM69 146H70V145H69ZM72 146H73V145H72ZM141 146H142V145H140V147H141ZM143 146H142V147H143ZM32 147H33V146H32ZM122 147H121V148H122ZM142 147H141V149H142ZM18 149H19V145H18ZM39 149H40V148H39ZM135 149H137V148H135ZM135 149H134V150H135ZM143 149H144V147H143ZM143 149H142L143 153H146V150H145V152H144ZM145 149H146V147H145ZM27 150H28V149H27ZM31 150H32V149H31ZM47 150H48V149H47ZM15 151H16V150H15ZM15 151H14V152H15ZM19 151H20V149H19ZM36 151H37V147H36ZM135 151H137V150H135ZM1 152H0V154H1ZM11 152H12V153H11ZM24 152H25V151H24ZM37 152H40V150H38ZM46 152H47V151H46ZM48 152H49V151H48ZM119 153H120V152H119ZM135 153H136V152H135ZM143 153H142V157L145 156V154H143ZM158 153H159V152H158ZM10 154H13V155H10ZM24 154H25V153H24ZM44 154L47 155V154H49V153H44ZM44 154H43V155H44ZM133 154H134V153H133ZM136 154L138 155V153H136ZM146 155H147V153H146ZM25 156H26V155H25ZM39 156H40V155H38V157H39ZM79 156H80V155H79ZM115 156H116V155H115ZM120 156H122V155H120ZM120 156H117L118 161L120 160V159H119ZM129 156H130V155H128V157H129ZM131 156H132V155H131ZM134 156H135V154L133 155V157H134ZM139 156H140V153H139ZM4 157H3V158H4ZM53 157H54V156H53ZM53 157H51V161H52V158H53ZM124 157L127 158L128 160L130 159L129 162L131 161V159H133V158H131V157L128 158L127 155H126V156L124 155ZM124 157H121V160H124L123 162H125V163H121V164H124V165H125L128 161L126 162L125 160H127V159H124ZM136 157H137V156H136ZM136 157H134V158L136 159ZM17 158H18V157H17ZM54 158H55V157H54ZM100 158H101V157H100ZM122 158H123V159H122ZM137 158H139L138 160H141L140 157H137ZM145 158H146V157H145ZM148 158H149V157H147V160H148ZM4 159H5V158H4ZM21 159H22V158H21ZM25 159H26V158H25ZM74 159L77 160V158H74ZM80 159H82V158L80 157ZM80 159H78V160H80ZM115 159H116V157H115ZM115 159H114V161H115ZM86 160H87V159H86ZM121 160L118 162L117 159H116V162H118V163H117V164H118V165H117L118 167H121V166H120V165H121V164H120ZM133 160H134V159H133ZM144 160H145V159H144ZM15 161H16V159H15ZM17 161H19V163H20V160H19V159H18ZM24 161H25V160L23 159V162H24ZM48 161H49V160H48ZM51 161H50V162H51ZM99 161H100V159H99ZM136 161H137V160H136ZM21 162H22V161H21ZM27 162H28V161H27ZM41 162H42V161H41ZM46 162H47V161H46ZM88 162H89V161H88ZM116 162L114 163L115 166H116ZM129 162H128V163H129ZM137 162H139V161H137ZM1 163H2V162H1ZM16 163H18V162H16ZM36 163H39V162L37 161ZM55 163H56V162H54V164H55ZM73 163H74V161H73ZM85 163H86V162H85ZM148 163H149V162H148ZM155 163H156V162H155ZM4 164H5V163H4ZM33 164H34V163H33ZM54 164H53V165H54ZM86 164H87V163H86ZM112 164H113V163H112ZM129 164H131V165L133 164L134 167H133V165H132V168H131V169H128V168L126 167V166H127V164H126L125 167H124V169L127 168L128 170H130V172H129L130 174H129V173H126V175L128 174V176L131 177V175H132L131 171H134V170H132V169L135 168V167L138 166V165H139L138 167L144 165V162H143V164H142V160H141V161L138 163V165H137V163H136V166H135V162H134V161H133V162L131 161ZM140 164H142V165H140ZM146 164H147V161H146ZM15 165H16V164H15ZM15 165H14V166H15ZM18 165H19V164H18ZM38 165H39V164H38ZM38 165H36V166H38ZM55 165H56V164H55ZM57 165L60 166L59 163H57ZM91 165H92V163H91ZM96 165H98V164H96ZM131 165H129L128 167L130 168ZM155 165H156V164H155ZM155 165H154V167H155ZM117 166H116V168H117ZM122 166H123V165H122ZM146 166H147V165H146ZM149 166H150V165H149ZM151 166H152V165H151ZM157 166H159V165H156V167H157ZM4 167H5V166H4ZM22 167H24V166H22ZM54 167H56V166H54ZM65 167H66V166H65ZM75 167H76V166H74V168H75ZM111 167H113V165H112ZM154 167H152V168L154 169ZM14 168L17 169L16 167H14ZM29 168H30V167H28V169H29ZM34 168H35V167H34ZM62 168H63V167H62ZM66 168H67V167H66ZM66 168L63 169V172L61 171L62 174H63V173L65 174V172H66ZM78 168H79V167H78ZM80 168H81V167H80ZM122 168H123V167H122ZM122 168H120V169H122ZM146 168H147V170H146ZM146 168H144V166L141 167V169H142L143 171L145 170V173H146V171H149V170H150V169L148 168V166H147ZM152 168H151V170H152ZM158 168H160V166H159ZM158 168H157V169H158ZM12 169H13V166H12ZM12 169H11V170H12ZM15 169H13V170H15ZM21 169H22V168H21ZM21 169H18V171L21 170ZM28 169H27V170H28ZM30 169H31V168H30ZM53 169H54V168H53ZM53 169H52V170H53ZM59 169H61V167H59ZM82 169H84V168H82ZM112 169H113V168H112ZM124 169H122V170L127 172V170H126V169L124 170ZM135 169H136V170H139V168H135ZM141 169H140V170H141ZM148 169H149V170H148ZM33 170H34V169H33ZM71 170L73 171V170H76V169H73V167H72ZM136 170H135V171H136ZM25 171H26V170H25ZM29 171H30V170H29ZM56 171H57V170H56V168H55V172H56ZM67 171H69V170H67ZM78 171H79V169H78ZM82 171H83V170H82ZM82 171H81V169H80L79 176H78V172H77V170H76L77 173H75V171H73V172H74L73 175L76 174V176H78V179H79V177H80V179H81V176H82V174L84 173V171H83V172H82ZM90 171H91V170H90ZM153 171H154V170H153ZM153 171H152V172H153ZM2 172H3V171H2ZM11 172L13 173V171H11ZM20 172H21V171H19L18 173H20ZM27 172H28V171H27ZM52 172H54V171H52ZM69 172H70V171H69ZM81 172H82V174H81ZM85 172H86V171H85ZM136 172H137V171H136ZM140 172H141V171H140ZM6 173H7V172H6ZM15 173H16V171H15ZM103 173H104V172H103ZM103 173H102V174H103ZM107 173H108V171H107ZM133 173H134V172H133ZM141 173H143V172H141ZM7 174H8V173H7ZM16 174H17V173H16ZM25 174H26V173H25ZM39 174H40V173H39ZM43 174H44V173H43ZM46 174H47V176H46L45 174H44V175L46 176V178H48L47 180L49 181V176H50V174H48V173H46ZM52 174H56V173H52ZM52 174H51V175H52ZM80 174H81V175H80ZM84 174H85V173H84ZM86 174H87V173H86ZM105 174H106V173H104L103 175L105 176ZM110 174H111V173H110ZM137 174L139 175L140 173L138 172ZM137 174L135 173V175L137 176L136 178L138 179V175H137ZM11 175L14 176V173L11 174ZM27 175H28V174H27ZM48 175H49V176H48ZM67 175H69V174H67ZM87 175H88V174H87ZM100 175H101V174H100ZM2 176H3V174H2ZM2 176H1V179H2ZM40 176H41V174H40ZM40 176H39V177H40ZM52 176H53V175H52ZM54 176H55V175H54ZM59 176H60V177H59ZM83 176H84V175H83ZM89 176H90V175L87 176V179L89 178ZM14 177H15V176H14ZM14 177H13V178H14ZM19 177H20V176H19ZM28 177H29V176H27L26 178L28 179ZM37 177H38V176H37ZM69 177H70V176H69ZM90 177H92V176H90ZM94 177H95V176H94ZM94 177H93V178H94ZM102 177H103V176H102ZM132 177H134V176H132ZM8 178H9V177L7 176V179H8ZM15 178H16V177H15ZM15 178L12 179V181L14 180V182H17V181L15 180ZM43 178H44V176L42 177V180H41V177H40V180H37V179H38V178H37V179H36L37 181H36V180H34V181H36V182H38V181H42V182H39V185L41 184V186H42V183L45 182V183H43V184L46 186V185L48 184V183H47L48 181L46 182V179H45V181H44ZM50 178H51V177H50ZM54 178H55L56 180H54ZM54 178H53L54 181L50 179V180H51V183L49 182L50 185H49V184H48V185H49V188H50V189H51V187H54V188H56V189H55L56 192H57L58 194H59V193L61 194V195H60V194L57 195V196H59V198H60V197L63 198V199H59V200H62V201L65 200L64 203H65V202H66V203H69L70 200L73 198V196H74V197L77 196V195H74V194H76V193H75V191L72 190V189H75V188H71L72 191L69 189V190L72 192V193H70V191L64 186V184H63L64 181H63V183H62V181H61V180L63 179V176H62V178H61V173H60V175L57 174V177H54ZM57 178H61V179L59 180V179H57ZM74 178H75L74 180H75L76 182H78V181H79V182H82V180L85 179L84 177H82V180H78L75 176H74ZM83 178H84V179H83ZM93 178H91V179L93 180ZM3 179H4V178H3ZM3 179H2V181H3ZM34 179H35V176H34ZM69 179H71V178H69ZM115 179H116V178H115ZM8 180H9V179H8ZM8 180H7V181H8ZM28 180H29V179H28ZM67 180H68V179H67ZM132 180H133V179H132ZM135 180H136V179H134L133 181H135ZM2 181L0 180V182H2ZM31 181H33V180L31 179ZM70 181H72V180H70ZM85 181H86V180H85ZM88 181H89V180H88ZM26 182H27V180H26ZM26 182H25V186L27 185ZM29 182H30V180H29ZM29 182H28V183H29ZM96 182H97V181H96ZM12 183H13V182H12ZM23 183H24V182H23ZM30 183H33V182H30ZM69 183L71 184V185H70L71 187H72V185H74V183L72 184L71 182L68 181V182H67V186H68ZM88 183H89V182H88ZM91 183H92V182H91ZM91 183H90V185H91ZM94 183H95V182H94ZM14 184H16V183H14ZM14 184H13V185H14ZM37 184H38V183H37ZM75 184H76V183H75ZM79 184H80V183H79ZM9 185H11V183H10ZM9 185H1V183H0V206H1V207H5V205H7V204H9V203H10L12 206H13V204L15 205L18 201H20V200L18 199V198L21 197V194H22V193L20 194V192H22V190L26 189V187H27L26 191L28 190V188L32 187V186H30V184L28 185V186H30V187H28V186L25 187L24 184H23L22 187H25V188L22 189V187H21L20 185H19V188H18V185H15L16 188L20 189V187H21V189H22L21 191H20V190L17 191V189H15L14 187H11V186H9ZM39 185H38V187H39ZM48 185H47V187H48ZM65 185H66V184H65ZM81 185L84 186V184H82V183H81ZM81 185L79 186V188H76V189H81V188L83 187V186H81ZM87 185H88V187L90 186L89 184L86 183L85 186H87ZM101 185H102V184H101ZM41 186H40V187H41ZM45 186H42V188L45 189V188H44ZM76 186L78 187V183L76 184ZM76 186H75V187H76ZM85 186H84V187H85ZM172 186H173V185H172ZM47 187H46V188H47ZM80 187H81V188H80ZM186 187H187V186H186ZM13 188H14V189H13ZM42 188H41V189H42ZM54 188H53V190H54ZM68 188H69V187H68ZM86 188H87V187H86ZM86 188H85V189H86ZM102 188H103V187H102ZM257 188H258V187H257ZM39 189H40V188H39ZM57 189H58V190H57ZM46 190H47V189H46ZM81 190H84V189H81ZM81 190H79V192H80ZM14 191H15V193H14ZM184 191H185V190H184ZM18 192H19V193H18ZM24 192H25V190L23 191V194H27V193H28V192H26V193H24ZM45 192H46V191H45ZM73 192H74V193H73ZM76 192H77V194L79 193L78 190H76ZM182 192H183V191H182ZM16 193H17V194H20V195L17 197V199L14 198V196H15ZM93 193H94V192H93ZM13 194H14V195H13ZM17 194H16V195H17ZM33 194H34V193H33ZM35 194H36V193H35ZM35 194H34V196H35ZM49 194H51V193L49 192ZM68 194H69V195L72 194V198L69 197L70 200L67 202V199H66V198H68V197H67V196H69ZM115 194H116V193H115ZM120 194H121V193H120ZM29 195H30V193L27 194V195H25L24 197L22 196V197H21V202L23 201L22 198H24V199L26 198V199L28 200V199H29V198H28ZM39 195H41V194H39ZM34 196H31L30 198H32V199L36 198V197H34ZM70 196H71V195H70ZM105 196H106V195H105ZM33 197H34V198H33ZM37 197H40V196H37ZM13 198L17 200L16 203L14 202ZM42 198H43V197H42ZM46 198H47V197H46ZM69 198H68V199H69ZM79 198H80V197H79ZM163 198H164V197H163ZM165 198H166V197H165ZM174 198H175V197H174ZM26 199H25V200H26ZM50 199H51V198H49L48 200H50ZM101 199H103V197H102ZM101 199H100V201H101ZM151 199H153V197H152ZM12 200H13V201H12ZM16 200H15V201H16ZM42 200H43V199H42ZM55 200H56V199H55ZM161 200H162V199H161ZM161 200H160V201H161ZM43 201H44V200H43ZM103 201H104V200H103ZM200 201H201V200H200ZM11 202H14V203H11ZM32 202H33V200H32ZM48 202H49V201H48ZM50 202H53V201H50ZM54 202H55V201H54ZM18 203H19V202H18ZM62 203H63V202H62ZM66 203H65V205H67ZM242 203H243V202H242ZM52 204H53V203H52ZM71 204H72V203H71ZM11 205H10V206H11ZM59 205H60V204H59ZM75 205H76V204H75ZM103 205H104V204H103ZM10 206H9V207H10ZM12 206H11V207H12ZM42 206H43V205H42ZM47 206H48V203H47ZM71 206H74V203H73V205H71ZM15 207H16V206H15ZM15 207H14V208H15ZM107 207H108V206H107ZM243 207H244V205H243ZM12 208H13V207H12ZM41 208H43V207H41ZM67 208H68V207H66V209H67ZM75 208L77 209V206H76ZM81 208H82V207H81ZM92 208H93V207H92ZM131 208H132V207H131ZM131 208H130V209H131ZM4 209H5V208H4ZM88 209H89V208H88ZM186 209H188V207H187ZM5 210H7V209H5ZM9 210H11V208H9ZM18 210H19V209H17V211H18ZM92 210H93V209H92ZM131 210H132V209H131ZM7 211H8V210H7ZM75 211L77 212V210H75ZM78 211H79V210H78ZM190 211H191V210H190ZM231 211H232V210H231ZM5 212H6V211H5ZM5 212H4V210H3V214H4ZM45 212H46V211H45ZM170 212H171V211H170ZM14 213H16V212L14 211ZM14 213H11V212H10V216H11V214L13 215ZM71 213H72V212H71ZM84 213H85V212H84ZM88 213H89V212H88ZM110 213H112V212H110ZM126 213H127V212H126ZM1 214H2V213L0 212V218H1L0 220H2V219H3L2 217L4 216L3 214H2V215H1ZM44 214H45V213H44ZM14 215L17 216L16 214H14ZM164 215H165V214H164ZM15 216H13V217H15ZM88 216H89V214H88ZM88 216H87V217H88ZM91 216H92V215H91ZM5 217H6V216H5ZM5 217H4V219H6ZM10 218H11V219H14V218H12V217H10ZM42 218H43V217H42ZM221 218H222V217H221ZM16 219H17V218H16ZM47 219H48V218H47ZM160 219H161V218H160ZM7 220L11 221L9 218H8ZM21 220H22V218H21ZM29 220H30V219H29ZM5 221H6V220H5ZM5 221H4V222H5ZM9 221H8V222H9ZM30 221H31V220H30ZM38 221H39V220H38ZM1 222H3V220L0 221V223H1ZM14 222H16V220H13V223H14ZM28 222H29V221H28ZM105 222H106V221H105ZM169 222H170V221H169ZM199 222H200V221H199ZM6 223H7V221H6ZM6 223H5V224H6ZM9 223H10V222H9ZM13 223L11 222V224H13ZM45 223H46V222H45ZM55 223H56V222H55ZM1 224H2V225H1ZM1 224H0V227H3V226H4V225H3L4 223H1ZM9 225H10V224H9ZM14 225H16V224H13V226H14ZM35 225H36V224H35ZM16 226H17V225H16ZM147 226H148V224H147ZM20 227H21V226H20ZM44 227H45V226H44ZM11 228L13 229L14 227H12V226L10 225V229H11ZM23 228H24V227H23ZM29 228H30V227H29ZM147 228H148V227H147ZM2 229H3V228H2ZM7 229H8V227H7ZM15 229H16V228H14L13 230L15 231ZM5 230H6V229H5ZM5 230L0 231V234L2 235V237H3V235H5V234H3V232H4ZM28 230H29V229H28ZM45 230H46V229H45ZM8 231L11 232V230H9V229L6 230L7 233H8ZM14 231H13V232H14ZM36 231H37V230H36ZM39 231H40V230H39ZM41 231H42V230H41ZM110 231H111V230H110ZM4 233H5V232H4ZM7 233H6V234H7ZM15 233H16V231H15ZM9 234H10L11 237H10L9 235H7L8 238H7V236H6V238H5V237H4V238H5V239L12 238L11 233H9ZM19 234H20V233H19ZM34 234H36V232H34ZM13 235H15V234L13 233ZM22 235H23V234H22ZM0 239H1V237H0ZM5 239H4V240H5ZM142 239H143V238H142ZM28 240H29V239H28ZM143 240H144V239H143ZM30 241H31V240H30ZM30 241H27V243L30 242ZM32 241H34V240L32 239ZM230 241H231V240H230ZM241 242H242V241H241ZM0 243H1V240H0ZM3 244H5V243H3ZM3 244H2V245H3ZM23 244H24V243H23ZM81 244H82V243H81ZM43 245H45V244H43ZM43 245H42V246H43ZM1 247H2V246H0V249H1ZM17 248H18V247H17ZM2 249H3V248H2ZM46 250H47V249H46ZM4 252H6V250H5ZM5 254H6V253H5ZM7 254H8V253H7ZM32 254H33V253H32ZM0 255H1V254H0ZM0 257H1V256H0ZM7 257H8V255H7ZM10 257H11V255H10ZM12 257H13V256H12ZM12 257H11V258H12ZM29 257H30V256H29ZM32 257H33V256H32ZM40 257L42 258V255H41ZM46 257H47V256H46ZM25 258H26V257H25ZM41 258H40V259H41ZM7 259H8V258H7ZM23 260H24V259H23ZM253 260H254V259H253ZM16 261H17V259H16Z\"/></svg>",
    "mask_w": 264,
    "mask_h": 264
}]
</instances>
